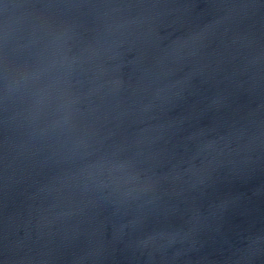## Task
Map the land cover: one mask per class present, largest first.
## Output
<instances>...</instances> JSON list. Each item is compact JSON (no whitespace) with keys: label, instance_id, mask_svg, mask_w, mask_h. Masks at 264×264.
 Returning a JSON list of instances; mask_svg holds the SVG:
<instances>
[{"label":"water","instance_id":"95a60500","mask_svg":"<svg viewBox=\"0 0 264 264\" xmlns=\"http://www.w3.org/2000/svg\"><path fill=\"white\" fill-rule=\"evenodd\" d=\"M0 264H264V0H0Z\"/></svg>","mask_w":264,"mask_h":264}]
</instances>
